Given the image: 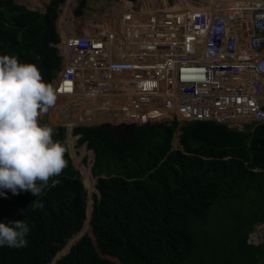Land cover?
<instances>
[{
	"label": "trees",
	"instance_id": "16d2710c",
	"mask_svg": "<svg viewBox=\"0 0 264 264\" xmlns=\"http://www.w3.org/2000/svg\"><path fill=\"white\" fill-rule=\"evenodd\" d=\"M75 1L32 0L31 8L0 0V55L37 64L52 86L61 68L60 35L84 27V18L79 31L72 23L87 0L72 16ZM70 98L57 107L81 102ZM71 111L55 116L68 126L82 124ZM72 134L77 146L93 150L100 195H93L91 235L54 264H264V243L248 241L264 222V122L250 139L228 124L201 120L139 124L123 142L109 127L75 126ZM53 140L67 141V167L39 195L0 190V223L22 220L30 228L26 247L0 246V264H51L82 229L94 177L89 169L83 180L74 165L65 126L53 129Z\"/></svg>",
	"mask_w": 264,
	"mask_h": 264
},
{
	"label": "built area",
	"instance_id": "2783aa9c",
	"mask_svg": "<svg viewBox=\"0 0 264 264\" xmlns=\"http://www.w3.org/2000/svg\"><path fill=\"white\" fill-rule=\"evenodd\" d=\"M189 1L203 7L176 8V1L164 0L156 8L146 1L100 11L98 21L86 17L93 26L84 20L78 34L60 35L56 103L71 95L81 102L49 108L55 115L72 110L88 127L264 122V0ZM248 241L264 243V222Z\"/></svg>",
	"mask_w": 264,
	"mask_h": 264
},
{
	"label": "clouds",
	"instance_id": "9594fccd",
	"mask_svg": "<svg viewBox=\"0 0 264 264\" xmlns=\"http://www.w3.org/2000/svg\"><path fill=\"white\" fill-rule=\"evenodd\" d=\"M55 103L56 92L37 64L0 55V190L37 196L67 167V141H54L53 129L38 122ZM29 231L22 220L0 223V246L26 247Z\"/></svg>",
	"mask_w": 264,
	"mask_h": 264
},
{
	"label": "rangeland",
	"instance_id": "374dc122",
	"mask_svg": "<svg viewBox=\"0 0 264 264\" xmlns=\"http://www.w3.org/2000/svg\"><path fill=\"white\" fill-rule=\"evenodd\" d=\"M16 1L26 5L28 7L33 8L32 4H31L32 0H16ZM42 1H43V3H46L47 0H42ZM123 1H126V0H123ZM170 1H176V3H178L179 7L177 5V6H175L176 8H180V6L184 3V0H170ZM198 1H200L202 3H205V4H208L209 2L212 3L214 0H198ZM78 2H79V0H76L74 2L73 6L70 9L71 13L72 12L74 13V8L78 5ZM112 2L113 1L107 2V0H87V6H86L84 14L81 15V16L74 15L75 19H73L74 23H72V24L76 25V27H77L76 31H79L80 27H82L83 18H84L85 21H87L86 17L92 16V15L93 16H97L98 12L103 9L102 6H104L106 4L108 5V8H109V6H111V7L115 6V4H112ZM190 4H192V2ZM195 6H197V5H195ZM199 7H202V6H199ZM73 13H72V16H73ZM89 21H93L94 22L95 20L94 19H90ZM57 25H58V20H56L55 28H56L57 32L59 33V30L57 29ZM86 26L87 27L93 26L92 22H88L87 21ZM59 35H60V33H59ZM59 121L60 120L58 118H56V116L54 114V111L52 109H50V108H48L47 111L42 112L39 115V123L41 125H48L52 129H54L55 127L59 126V124H60ZM75 126H78V125H73L72 124L73 128ZM122 134H123L124 139H125L126 135L123 132H122ZM67 138H68L69 147H70V155L73 158L74 165L80 170V172L82 173V176H83V180H85V171L90 169L91 162H92V160L94 158V153H93L92 149H89L87 147L86 143H83L80 146L76 145L78 136L73 135L72 134V130H71V132H69L67 134ZM177 146H178V142L175 139L174 147H177ZM96 183H97V179L94 178V181H92L91 186H89V185L86 186V188L88 190V205H87L88 209L89 208L91 209L93 207V203H94L93 195L94 194L98 195L96 187H95ZM82 230L83 229H81V231ZM85 233H88L89 235H91L89 232L85 231ZM73 239H75L74 236L72 238H70L68 243L66 244V246H68L71 242H73V243H71L69 250L72 248V246L74 245V243L76 241V240L74 241ZM66 246L64 248H66ZM62 250L59 252V255L61 257L69 251L68 249H67L66 252H63Z\"/></svg>",
	"mask_w": 264,
	"mask_h": 264
},
{
	"label": "water",
	"instance_id": "95a60500",
	"mask_svg": "<svg viewBox=\"0 0 264 264\" xmlns=\"http://www.w3.org/2000/svg\"><path fill=\"white\" fill-rule=\"evenodd\" d=\"M57 18H55V21H56ZM59 126H65L66 129H67V134L69 132H71L72 130V125L68 126L66 125L63 121H59ZM73 125H79V126H83L84 128H87L88 125L86 124H80L78 122L74 123ZM100 127H109L111 132L116 136V138L120 141H124V136L122 134V132L126 135L127 138H134L135 137V129L137 127L136 124H133V123H117V124H111V123H106V124H101L99 125ZM234 126V125H232ZM235 127L238 128V130L240 131L241 135L243 137H245L246 139H250L251 137V134H252V129H251V125L248 123V122H243V123H240V124H237ZM93 151V150H92ZM93 161H94V158L91 162V165H90V172L92 174V176L94 178H96L94 176V174L92 173V166H93ZM82 174V173H81ZM97 179V178H96ZM85 184V182H84ZM86 186V185H85ZM96 187V186H95ZM96 190H97V193L98 195H100V192L98 191L97 187H96ZM88 205V204H87ZM92 211H93V207L91 208V210L88 212V207H87V210H86V218L84 220V223H83V226L84 224L86 223V221H89L90 225H91V217H92ZM82 226V227H83ZM83 229V228H82ZM85 234V231L84 230H80L78 232V234L76 233L74 236L75 239L73 240H76L74 244L77 243V241ZM72 236V237H73ZM70 251V250H69ZM69 251L67 253H69ZM66 253V254H67ZM65 255V254H64ZM61 256L59 255V252L56 254L54 260L52 261L51 264H54Z\"/></svg>",
	"mask_w": 264,
	"mask_h": 264
},
{
	"label": "crops",
	"instance_id": "0c3cea01",
	"mask_svg": "<svg viewBox=\"0 0 264 264\" xmlns=\"http://www.w3.org/2000/svg\"><path fill=\"white\" fill-rule=\"evenodd\" d=\"M110 1H113L112 2V4H115V6H113V7H111V6H109V8H108V5L106 4V5H104V6H102L103 7V9L101 10V11H105V12H107V10H114V9H118V8H126V7H129V8H131V7H133V6H137V7H141L142 5H143V3L144 2H146V1H148L149 2V4H150V6H152L153 5V7H156V8H158L159 6H160V3L161 2H163L164 0H126V1H123V0H107V2H110ZM118 1V2H117ZM192 1H189V0H187L186 2H184V5H187V6H190V7H192V6H195V4H193V2H192V4H190ZM111 4V5H112ZM177 5H178V3H177ZM200 5H198L197 7H199ZM180 7H182V6H180ZM196 7V6H195ZM228 10H229V8H226V9H224V13L222 12V15L225 17V18H227V16L229 17V15L231 14V13H228L227 14V12H228ZM100 12V11H99ZM231 12V11H230ZM104 16L102 15V16H99V18H98V16H91V18L92 19H94V18H96V20L98 21V20H100V18H103ZM106 19H108V17L106 18ZM105 19V20H106ZM95 20V19H94ZM81 31H82V29H81ZM253 125H251V129H252V131H253ZM253 241V240H252Z\"/></svg>",
	"mask_w": 264,
	"mask_h": 264
},
{
	"label": "bare ground",
	"instance_id": "6f19581e",
	"mask_svg": "<svg viewBox=\"0 0 264 264\" xmlns=\"http://www.w3.org/2000/svg\"><path fill=\"white\" fill-rule=\"evenodd\" d=\"M85 224L83 226V230L87 232L89 230V228H90V223H89V221H87V226L86 227H85Z\"/></svg>",
	"mask_w": 264,
	"mask_h": 264
},
{
	"label": "snow or ice",
	"instance_id": "6c2138e0",
	"mask_svg": "<svg viewBox=\"0 0 264 264\" xmlns=\"http://www.w3.org/2000/svg\"><path fill=\"white\" fill-rule=\"evenodd\" d=\"M69 87H68V90L71 91V82H67Z\"/></svg>",
	"mask_w": 264,
	"mask_h": 264
}]
</instances>
